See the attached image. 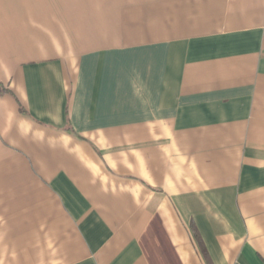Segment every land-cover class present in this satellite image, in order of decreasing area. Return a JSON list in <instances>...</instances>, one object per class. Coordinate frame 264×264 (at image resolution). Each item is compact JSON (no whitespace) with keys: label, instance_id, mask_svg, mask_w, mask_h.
Returning a JSON list of instances; mask_svg holds the SVG:
<instances>
[{"label":"crops","instance_id":"1","mask_svg":"<svg viewBox=\"0 0 264 264\" xmlns=\"http://www.w3.org/2000/svg\"><path fill=\"white\" fill-rule=\"evenodd\" d=\"M0 264H264V0H0Z\"/></svg>","mask_w":264,"mask_h":264},{"label":"trees","instance_id":"2","mask_svg":"<svg viewBox=\"0 0 264 264\" xmlns=\"http://www.w3.org/2000/svg\"><path fill=\"white\" fill-rule=\"evenodd\" d=\"M193 236H194V241H195V243H196V245L198 246V247H200V245H199V237H198V235L196 234V232H195V230H193ZM201 248V247H200Z\"/></svg>","mask_w":264,"mask_h":264}]
</instances>
